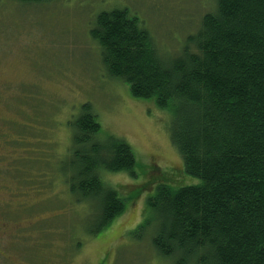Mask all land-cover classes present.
Masks as SVG:
<instances>
[{"label":"rangeland","instance_id":"obj_1","mask_svg":"<svg viewBox=\"0 0 264 264\" xmlns=\"http://www.w3.org/2000/svg\"><path fill=\"white\" fill-rule=\"evenodd\" d=\"M116 8L136 16L162 53L175 54L211 3L0 0V264H171L151 247L153 224L140 227L148 219L147 199L160 184L177 190L201 181L185 173L168 111L134 98L127 83L105 73L90 32L101 12ZM85 103L102 133L125 140L137 162L135 178L103 176L126 211L96 236L90 231L97 214L76 202L63 172L68 121Z\"/></svg>","mask_w":264,"mask_h":264},{"label":"trees","instance_id":"obj_2","mask_svg":"<svg viewBox=\"0 0 264 264\" xmlns=\"http://www.w3.org/2000/svg\"><path fill=\"white\" fill-rule=\"evenodd\" d=\"M208 1L175 54L162 53L127 9L101 12L90 37L108 77L168 111L185 173L201 181L177 190L160 184L147 199L140 227L153 224L156 256L171 264H264V0ZM68 128L63 172L76 202L97 214L96 236L126 211L103 176L137 177L136 157L125 140L102 133L90 103Z\"/></svg>","mask_w":264,"mask_h":264}]
</instances>
